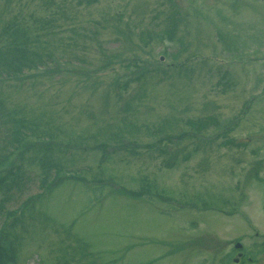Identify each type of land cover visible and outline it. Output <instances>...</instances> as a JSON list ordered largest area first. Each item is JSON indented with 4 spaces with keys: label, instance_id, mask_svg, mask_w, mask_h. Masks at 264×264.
<instances>
[{
    "label": "rangeland",
    "instance_id": "1",
    "mask_svg": "<svg viewBox=\"0 0 264 264\" xmlns=\"http://www.w3.org/2000/svg\"><path fill=\"white\" fill-rule=\"evenodd\" d=\"M9 22L46 62L0 80L7 264H219L262 239L264 0H0V47Z\"/></svg>",
    "mask_w": 264,
    "mask_h": 264
},
{
    "label": "trees",
    "instance_id": "2",
    "mask_svg": "<svg viewBox=\"0 0 264 264\" xmlns=\"http://www.w3.org/2000/svg\"><path fill=\"white\" fill-rule=\"evenodd\" d=\"M11 22L7 23L8 26H5L2 28V32L5 33V36H7L6 33H8L11 37V43L10 45H3L0 47V55L4 56L5 59L0 58V63L3 65H0V80H6L9 78L17 79L19 76L22 75L24 71H30V70H36L38 65H42V63L45 61L44 58L41 57V55L38 53V51H34L32 54L27 53V50L23 48L25 44V40L29 39L30 37L27 36L26 32L18 29L17 27L11 26ZM174 29H171L173 32ZM169 32L172 33V32ZM7 49V51H4L2 49ZM19 52H23V55H32L31 61H28L27 63H23L22 61L19 62ZM10 53L12 56H9V58H6V54ZM48 58V57H46ZM46 62V61H45ZM0 111H1V103H0ZM1 113V112H0ZM198 126V124H195ZM201 127V126H200ZM19 131L14 130L13 134L14 136L18 137L16 134H18ZM13 140V139H12ZM15 142L18 144V147H28L32 148V157L31 159L36 160L41 164L42 167L51 166L50 162V153L54 150H60L59 147L55 143L51 142H41L46 144H34L30 143L28 145H22V140L18 137V139H15ZM230 142V141H229ZM40 144V145H39ZM104 145H99V149L103 150ZM29 148V149H30ZM3 157H0V165ZM11 168H14L17 170V166H12ZM8 175L11 176L10 184L14 186L18 185L19 179L16 178V174H13L8 171ZM60 181L56 180V183L52 187H50L47 192L51 191L55 185H59ZM4 184H6V176L0 175V188L4 187ZM101 184V183H100ZM115 191L122 192L121 195H132L133 192L125 190L123 188H117ZM120 194V193H118ZM40 199V194L34 196L32 198V201H28L24 203L23 207L21 208L23 213L27 211V215H31L30 217L35 216L36 204L37 201ZM0 204V209H1ZM11 215V213L9 214ZM17 222V219H13ZM19 225V224H18ZM14 256V249L11 246V243H9V239L7 237V231L5 227L2 226L0 228V264H7L9 261L13 259Z\"/></svg>",
    "mask_w": 264,
    "mask_h": 264
},
{
    "label": "flooded vegetation",
    "instance_id": "3",
    "mask_svg": "<svg viewBox=\"0 0 264 264\" xmlns=\"http://www.w3.org/2000/svg\"><path fill=\"white\" fill-rule=\"evenodd\" d=\"M253 231H254L253 235L257 239L258 233L256 230H253ZM259 237L262 238L260 241L255 242L252 245H248V246L243 244V242L239 238L234 241H231L229 249H227V251L224 253V255L222 256V259L220 258L219 264H251V263H254L253 262L254 256L253 258H251L249 257L248 254L251 251H253V253H255V255L258 257L259 253H261L264 250V236L260 235ZM218 252L220 251L218 250ZM255 262H256V259H255Z\"/></svg>",
    "mask_w": 264,
    "mask_h": 264
}]
</instances>
